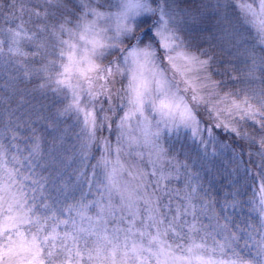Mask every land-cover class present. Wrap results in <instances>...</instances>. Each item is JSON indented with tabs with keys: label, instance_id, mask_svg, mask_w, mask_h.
I'll list each match as a JSON object with an SVG mask.
<instances>
[{
	"label": "snow or ice",
	"instance_id": "obj_1",
	"mask_svg": "<svg viewBox=\"0 0 264 264\" xmlns=\"http://www.w3.org/2000/svg\"><path fill=\"white\" fill-rule=\"evenodd\" d=\"M0 79V264H264V0H0Z\"/></svg>",
	"mask_w": 264,
	"mask_h": 264
},
{
	"label": "rangeland",
	"instance_id": "obj_2",
	"mask_svg": "<svg viewBox=\"0 0 264 264\" xmlns=\"http://www.w3.org/2000/svg\"><path fill=\"white\" fill-rule=\"evenodd\" d=\"M2 83H3V81H2V79H0V84H2ZM221 163H222V161L217 160L214 162V166L219 168V167H221ZM206 167H212V165H206ZM207 179L209 180L210 184L216 189H219V186L221 184L225 183L224 179L221 176H215L214 178L208 177Z\"/></svg>",
	"mask_w": 264,
	"mask_h": 264
}]
</instances>
